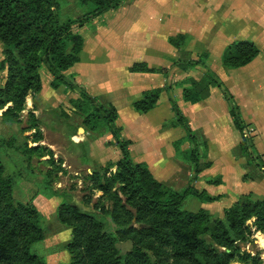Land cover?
Wrapping results in <instances>:
<instances>
[{
  "label": "rangeland",
  "instance_id": "1",
  "mask_svg": "<svg viewBox=\"0 0 264 264\" xmlns=\"http://www.w3.org/2000/svg\"><path fill=\"white\" fill-rule=\"evenodd\" d=\"M58 1L61 4V15L65 18L79 19L93 9L91 5L81 6L77 0ZM210 2L213 3L205 0H175L172 4L170 0H124L117 11L86 26L74 28L75 33L85 39V45L81 62L67 72V75H73L77 84L84 87L92 97H96L102 105L117 108V124L122 130L123 139L132 142L130 151L134 162L149 161L153 164L155 169L150 168V171L165 188L182 193L193 186L206 191L211 197H219L213 203H203L192 196L188 197L184 201L186 211L197 214L206 210L215 219H221L225 211L235 205L240 191H256L257 200H264V183H244L238 176V172H242L255 177V167H264L262 138L251 132L243 117L248 125L245 135L251 149L250 156L252 155L245 156L240 148L241 134L235 129L230 114L232 105L226 100L223 91L209 83L205 87L211 91V95L205 101L215 94L223 101L222 104L214 102L211 107L205 108V111L220 117L214 122L215 128L212 126L210 129L202 121V117H193L196 120L194 126L189 118L187 120L197 137L201 162L210 164L211 167L196 177L194 165L188 161L191 146L187 133L182 127H167L170 122L175 121L172 100L183 99L184 92L191 86V80L197 83L209 81V72L218 77V81L222 82L234 98L221 80L222 73L232 70L222 67L224 51L218 50L225 44L227 37L233 34L234 28L228 24L230 16L226 13V5L219 10L216 0ZM221 3L225 4V0H221ZM187 31L195 33L200 40L206 38L204 43L215 46V51L205 45L198 48L190 46L187 56H180L183 52L179 53L169 41L180 35H188ZM175 50L179 53L177 57L174 56L177 53ZM200 50L211 51L213 70L209 67L182 70L177 65L200 61V56H197ZM136 64H146L149 68L162 69L164 72L131 73L130 69ZM4 66L5 70L2 69ZM40 72L43 90L39 95L29 94L17 121L11 122L3 117L4 112L12 107L11 104L0 111V161L6 168V174L15 177V197L19 201H28L37 190L39 185L34 181L36 174L45 177L52 170L53 188L62 194L71 195V201L86 211L83 201H91V206L94 207L101 196L97 189L90 191L92 183L86 177L109 166L116 170L123 156L111 134L101 136V131L90 132L83 127L86 117L76 112L72 105V100L79 98V95L67 92L64 87L53 89V78L46 68L42 67ZM8 77L4 46L0 43V89L4 87ZM157 88L163 90L158 107L149 114H138L134 104L142 99L144 90ZM235 103L240 108L236 101ZM184 108L183 114L190 107ZM52 109L61 114L62 124L57 125L56 129L32 130V117L41 118L45 111ZM260 109L262 113L263 106ZM200 114L202 112L198 115ZM67 125L79 129V133L72 132ZM39 132L42 133L43 140L35 142V135ZM177 142H181L179 149L175 145ZM42 145L53 151L56 167H52L38 155L31 161L32 166L26 162L27 147ZM224 175L227 177L226 186L209 184L210 181L224 182ZM63 202V198L49 200L43 196L35 202L46 218L47 234L43 242L32 247L31 252L43 258L46 264H72L69 245L73 230L59 221V210ZM104 204L110 208L109 202ZM261 239L264 240V236L256 235L253 242L242 244L241 247L243 252L252 256L258 254L264 264V243ZM119 249L123 254L130 253L133 244L123 243L119 245Z\"/></svg>",
  "mask_w": 264,
  "mask_h": 264
},
{
  "label": "trees",
  "instance_id": "2",
  "mask_svg": "<svg viewBox=\"0 0 264 264\" xmlns=\"http://www.w3.org/2000/svg\"><path fill=\"white\" fill-rule=\"evenodd\" d=\"M81 6L93 9L79 19L61 15L58 0H0V43L4 46L5 63L9 77L0 89V111L12 105L3 117L17 121L29 94L39 95L43 90L40 70L45 67L53 78L52 88L62 87L76 93L72 100L76 112L86 118L83 127L90 132L111 134L122 153V160L115 170L113 166L96 170L86 179L92 183L90 191L98 190L99 201L91 206L84 200L86 211L71 201V195L62 194L53 188L52 170L45 177L36 174L37 190L26 202L15 197V177L6 174L0 161V264H46L44 259L32 254V247L46 238L47 221L35 202L43 196L49 200L63 198L59 221L73 230L69 252L72 264H233L234 262L263 264L260 256L242 251V244L253 242L256 235L264 236V200L253 194L241 195L235 205L225 211L223 218L215 219L206 210L195 214L184 209V201L194 197L203 203H213L219 197H211L206 191L190 186L182 193L165 188L151 173L148 164L136 163L130 151L131 141L122 137L118 126L119 113L113 105H102L97 98L77 84L73 75H67L81 62L85 39L75 33V27L91 24L94 20L117 11L124 0H77ZM186 36L170 39V44L179 52L188 46ZM258 48L248 42L230 45L223 57L225 70L248 66L259 55ZM198 62L177 65L182 70L207 67L208 54ZM5 70V66L2 68ZM134 74H163L162 69L136 64L130 69ZM209 81L197 83L184 92L180 101L172 100L175 121L169 129L182 127L190 143L188 161L194 165L198 177L211 165L201 162L197 137L183 114L185 106L197 105L211 95L207 83L224 92L231 107L235 129L241 134L240 148L250 156L246 125L241 110L228 89L209 72ZM162 89L145 91L142 99L134 104L138 114L154 111L161 100ZM32 130L56 129L62 124L61 114L47 110L41 118L32 117ZM74 133L79 129L67 125ZM100 136V137H101ZM78 138V137H77ZM42 142V133L35 135ZM81 146L83 143L77 139ZM179 149L181 142H177ZM253 152V151H251ZM257 152V151H256ZM26 162L32 166L38 155L52 167H56L54 153L45 146L27 147ZM258 153V152H257ZM252 156V155H251ZM250 156V157H251ZM51 167V168H52ZM258 169L264 174V167ZM212 186L223 183L210 181ZM109 202L110 208L104 203ZM104 205V206H103ZM46 226V227H45ZM132 243L130 253L123 254L119 245ZM264 243V240L261 239Z\"/></svg>",
  "mask_w": 264,
  "mask_h": 264
},
{
  "label": "crops",
  "instance_id": "3",
  "mask_svg": "<svg viewBox=\"0 0 264 264\" xmlns=\"http://www.w3.org/2000/svg\"><path fill=\"white\" fill-rule=\"evenodd\" d=\"M172 1L175 0H170V3ZM206 1L208 3H213L210 2L211 0H205V2ZM216 1V5L219 10H221V7H224V5H226V13L228 16H230L228 24L234 28L233 34L227 37V41H225V44H223L222 47L220 46L218 50L221 51V49H223L225 53L226 49L234 43L248 42L254 44L260 52L255 60L248 66L232 70L224 74L222 73L221 80L226 84V86L234 95L235 101L240 106L243 117L249 124L251 132L262 138L263 143L261 146V152L263 150L264 153V0H225V4L221 3V0ZM221 4H223V6H221ZM186 34L188 35L183 36L187 37L188 46L186 50L182 54H180V56L186 57L188 52L190 51V46H192V48H198L199 46L203 47L205 45V47H210L212 51H215V46L204 43V40L206 38L200 40V38H198L195 33L190 34L188 31ZM179 53L177 52L174 56L177 57ZM197 53L198 57L203 54L209 55L207 67L213 70V66L211 64V51L204 50L203 52H201L200 50V52ZM145 91L147 90H144V92ZM214 102L221 103L223 101L221 100L219 95L215 94L209 100L191 106L189 109L185 110L184 115L186 118H189L193 126L196 122L195 119L198 117H202L204 118V120L202 121L205 124H208L210 129L212 126L213 128H215L214 122L216 121V119L219 120L220 117H218V115H216L215 113L205 111V108H207L206 106L211 107ZM261 106H263L262 113L260 109ZM200 112H202V114H200L199 116L198 114ZM193 117L195 118L194 120ZM146 163L148 164L149 168L155 169V166L149 163V161ZM254 174L255 177H251L246 173L244 174L242 172H238V176H240L241 181L244 183H254L256 181L264 183V174L257 167H255ZM222 183V187L226 186L227 184V177L225 175L224 182L222 181ZM256 193V191H240L239 195L236 197V201L241 195L244 194H253V196L256 198Z\"/></svg>",
  "mask_w": 264,
  "mask_h": 264
}]
</instances>
